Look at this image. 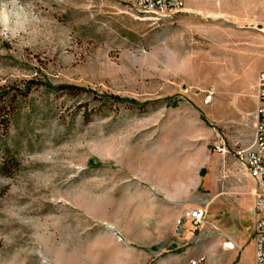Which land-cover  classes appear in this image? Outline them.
Segmentation results:
<instances>
[{"label":"rangeland","instance_id":"obj_1","mask_svg":"<svg viewBox=\"0 0 264 264\" xmlns=\"http://www.w3.org/2000/svg\"><path fill=\"white\" fill-rule=\"evenodd\" d=\"M263 71L264 0H0V264L254 262Z\"/></svg>","mask_w":264,"mask_h":264},{"label":"built area","instance_id":"obj_2","mask_svg":"<svg viewBox=\"0 0 264 264\" xmlns=\"http://www.w3.org/2000/svg\"><path fill=\"white\" fill-rule=\"evenodd\" d=\"M138 13L159 17L180 9L184 0H125ZM258 107L255 115L254 142L251 150L239 152L238 158L250 177L264 183V71L257 80ZM257 214L255 224L254 264H264V195H259L254 204ZM188 220L198 223L203 212L196 210L186 214ZM189 264H212L204 256H198Z\"/></svg>","mask_w":264,"mask_h":264},{"label":"trees","instance_id":"obj_3","mask_svg":"<svg viewBox=\"0 0 264 264\" xmlns=\"http://www.w3.org/2000/svg\"><path fill=\"white\" fill-rule=\"evenodd\" d=\"M46 87L49 90L52 91H60V92H65L69 95H79V94H88L90 96H93V98H98L99 100H105V101H110L113 103H119V104H127V105H131V106H138L136 105L134 102L132 101H127V100H123V99H119L117 97L114 96H97L96 94H94L93 92H90L88 90L82 89V88H78V87H73V86H59L56 88H51L50 86ZM31 88L30 85H28L26 87L25 92L26 93L29 91V89ZM142 107V106H139ZM10 110H8V114H9ZM18 167L17 162L14 160V158H3L0 161V175H5V176H10L12 174V172L14 170H16V168ZM0 248H1V244H0Z\"/></svg>","mask_w":264,"mask_h":264},{"label":"crops","instance_id":"obj_4","mask_svg":"<svg viewBox=\"0 0 264 264\" xmlns=\"http://www.w3.org/2000/svg\"><path fill=\"white\" fill-rule=\"evenodd\" d=\"M244 260V258H242V260L241 261H243ZM251 264H254V262H251Z\"/></svg>","mask_w":264,"mask_h":264}]
</instances>
